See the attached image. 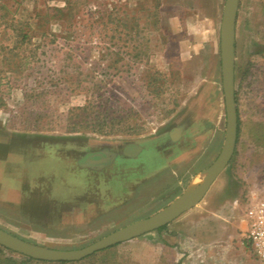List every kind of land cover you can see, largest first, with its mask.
Listing matches in <instances>:
<instances>
[{
	"label": "rangeland",
	"instance_id": "1",
	"mask_svg": "<svg viewBox=\"0 0 264 264\" xmlns=\"http://www.w3.org/2000/svg\"><path fill=\"white\" fill-rule=\"evenodd\" d=\"M225 2L0 0V176L13 155L7 172L26 191L22 205L4 203L0 182V229L49 250L81 249L205 179L226 138ZM235 102L234 154L196 206L70 263L257 264L239 219L247 198L264 193V0L239 1ZM176 129L188 159L147 177L127 182L118 168L79 164L86 152L145 139L165 146ZM57 182L67 195L55 205ZM27 259L0 245V264L57 263Z\"/></svg>",
	"mask_w": 264,
	"mask_h": 264
},
{
	"label": "water",
	"instance_id": "2",
	"mask_svg": "<svg viewBox=\"0 0 264 264\" xmlns=\"http://www.w3.org/2000/svg\"><path fill=\"white\" fill-rule=\"evenodd\" d=\"M240 0H226L221 21V68L222 84L226 111V138L222 151L214 163L207 169L205 179L195 188L187 191L179 200L148 218L133 222L120 228L98 241L81 249L49 250L31 244L5 230L0 229V245L25 257L44 262L80 261L98 251L137 237L145 232L159 229L184 212L196 206L210 189L211 185L229 164L236 146L238 115L235 102V26ZM178 134V129L174 130ZM92 156V154H91ZM80 161V165H90L92 157Z\"/></svg>",
	"mask_w": 264,
	"mask_h": 264
},
{
	"label": "crops",
	"instance_id": "3",
	"mask_svg": "<svg viewBox=\"0 0 264 264\" xmlns=\"http://www.w3.org/2000/svg\"><path fill=\"white\" fill-rule=\"evenodd\" d=\"M6 136L7 139L4 141V144L10 143L12 139L11 133L10 136L8 133ZM183 136H184L183 132H181L180 137L173 136L174 137L172 138L173 140L170 139L167 145L165 143V146H163V144L161 145V142L158 138H150V139H145L142 142L130 143L124 147L117 148L115 149V152L114 151L111 152L107 148L98 151L96 150L91 151L90 153L102 152V154H105V156L92 158L93 164L82 165V166L85 168H96V169H102L103 167H107L109 169L118 168L120 171V175H122L121 176L122 179L126 178L125 180H127V182H130L131 180L135 181L142 177H147L151 173L153 174L156 171L162 170L164 168H169L170 166H173L175 164L183 162V160L188 159L189 157L188 155L181 156L182 154H180L181 151H185V147L182 142ZM192 152L194 154L196 151L193 150ZM109 153L112 154V156L114 157H110L108 155ZM11 156L13 155H9L7 157L8 160L7 158L4 160V171L2 170L0 176V182L3 185L1 197L4 200V203L15 202L17 205H22V202L24 201L23 200L25 195L24 193H26L24 189L25 181L19 174H17L16 177L9 176L7 171ZM56 174L57 175L55 176L57 177L58 175L60 176L59 173ZM68 177L70 179L71 176L68 175ZM63 178H64V184L66 186L67 175L63 174ZM43 181H41V183H43ZM68 184L70 185L71 183ZM62 185H63L62 182L55 183L54 189L51 191L52 201L55 203V205H57V202H62L64 200L62 199L61 195L64 196V198L67 195L66 190L62 193V190L59 189L60 187H62ZM190 187L191 186L189 185L186 190H184L177 198L172 200L171 203L168 205H171L177 200H179L187 191L190 190ZM63 202L65 203L66 201L64 200ZM236 205H238L237 199L233 202L232 207L234 208ZM66 211H69L70 213L72 210H66ZM243 223L246 229L245 214L242 215V217H240L239 219L240 226H243ZM256 263L260 264L259 262Z\"/></svg>",
	"mask_w": 264,
	"mask_h": 264
},
{
	"label": "built area",
	"instance_id": "4",
	"mask_svg": "<svg viewBox=\"0 0 264 264\" xmlns=\"http://www.w3.org/2000/svg\"><path fill=\"white\" fill-rule=\"evenodd\" d=\"M243 239L254 258L264 264V193L247 198Z\"/></svg>",
	"mask_w": 264,
	"mask_h": 264
},
{
	"label": "flooded vegetation",
	"instance_id": "5",
	"mask_svg": "<svg viewBox=\"0 0 264 264\" xmlns=\"http://www.w3.org/2000/svg\"><path fill=\"white\" fill-rule=\"evenodd\" d=\"M175 136H177V135H175ZM91 154H92V156H91ZM89 156H91L92 158H97V157H104L105 156V154H102V152H99V153H86L85 155H83V157L80 159V161L81 160H85V158L87 157H89ZM80 161H79V164H80Z\"/></svg>",
	"mask_w": 264,
	"mask_h": 264
},
{
	"label": "trees",
	"instance_id": "6",
	"mask_svg": "<svg viewBox=\"0 0 264 264\" xmlns=\"http://www.w3.org/2000/svg\"><path fill=\"white\" fill-rule=\"evenodd\" d=\"M237 115H238V113H237ZM238 134H239V118H238V130H237V137H238ZM160 229H162V227L161 228H159L158 230H160ZM41 262V263H44V261H37V260H33V259H27V260H25V262H29V263H32V262ZM46 263V262H45ZM56 264H71L70 262H57Z\"/></svg>",
	"mask_w": 264,
	"mask_h": 264
}]
</instances>
